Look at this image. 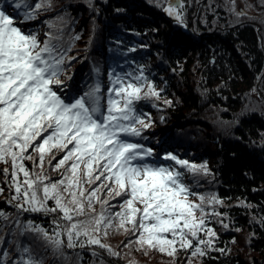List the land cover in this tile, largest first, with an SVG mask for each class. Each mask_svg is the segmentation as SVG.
Returning a JSON list of instances; mask_svg holds the SVG:
<instances>
[{
  "label": "trees",
  "instance_id": "16d2710c",
  "mask_svg": "<svg viewBox=\"0 0 264 264\" xmlns=\"http://www.w3.org/2000/svg\"><path fill=\"white\" fill-rule=\"evenodd\" d=\"M200 1L0 0V264H264V51L228 28L264 42V0Z\"/></svg>",
  "mask_w": 264,
  "mask_h": 264
},
{
  "label": "water",
  "instance_id": "95a60500",
  "mask_svg": "<svg viewBox=\"0 0 264 264\" xmlns=\"http://www.w3.org/2000/svg\"><path fill=\"white\" fill-rule=\"evenodd\" d=\"M163 14L168 19H170V20H172V21H174L176 23H179L180 25L184 26L185 29H188L187 28L188 26H187L186 22L184 20H181L180 15H177L176 13L175 14L171 13V12L167 11L166 9H164ZM247 23L251 24L256 29V31L258 33V39H259L260 46L262 47V49L264 51L263 38H262V35H261V32H260L261 31V26L257 22H255V21H252V22L251 21H249V22H238V23L235 24L234 27L242 26V25H245ZM223 29H228V28H223ZM263 75H264V68H263V70L260 73L256 74V80H257V86L259 87V94L264 97V92H262V89H261L262 85H259L261 80H262Z\"/></svg>",
  "mask_w": 264,
  "mask_h": 264
},
{
  "label": "rangeland",
  "instance_id": "374dc122",
  "mask_svg": "<svg viewBox=\"0 0 264 264\" xmlns=\"http://www.w3.org/2000/svg\"><path fill=\"white\" fill-rule=\"evenodd\" d=\"M204 0H201L200 2H199V5H198V7L201 5V3L203 2ZM170 10H171V12H173L174 14H175V12L173 11V10H176L175 8H172V7H169V10H167V11H169L170 12ZM255 21V20H254ZM238 22H245V21H238ZM238 22H236V23H238ZM249 22V21H248ZM252 22V21H251ZM256 22V21H255ZM236 23H234V24H232L231 26H229L228 28H234V26H235V24ZM261 26V25H260ZM237 27V26H236ZM219 29H222V28H219ZM261 29H262V26H261ZM216 30V28H214L213 29V31H215ZM263 38V37H262ZM263 45H264V42H263ZM60 82H62V83H66V79H61L60 80ZM259 85H262L263 86V84H262V81L260 82V84ZM259 91V87L257 86V80H256V92H258ZM257 94V93H256ZM72 114H73V112H72ZM72 117V116H71ZM74 118H75V116H73Z\"/></svg>",
  "mask_w": 264,
  "mask_h": 264
},
{
  "label": "bare ground",
  "instance_id": "6f19581e",
  "mask_svg": "<svg viewBox=\"0 0 264 264\" xmlns=\"http://www.w3.org/2000/svg\"><path fill=\"white\" fill-rule=\"evenodd\" d=\"M257 22V21H256ZM258 23V22H257ZM259 24V23H258ZM260 25V24H259ZM262 30V29H261ZM261 32V31H260ZM263 77H264V75H263ZM263 77H262V79H263ZM262 81V80H261ZM261 89H262V92H264V87L262 86L261 87ZM256 96H257V98L259 99V100H261L262 102H264V97L262 96V95H260L259 94V91L257 92V94H256Z\"/></svg>",
  "mask_w": 264,
  "mask_h": 264
}]
</instances>
